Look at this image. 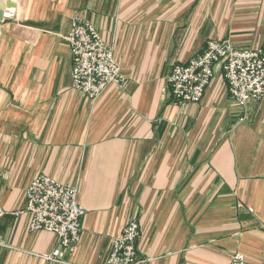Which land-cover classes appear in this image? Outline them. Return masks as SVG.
<instances>
[{"label":"crops","instance_id":"crops-1","mask_svg":"<svg viewBox=\"0 0 264 264\" xmlns=\"http://www.w3.org/2000/svg\"><path fill=\"white\" fill-rule=\"evenodd\" d=\"M0 21V264H106L139 227L136 264H264V97L242 109L221 68L177 105L167 76L209 40L257 48L264 0H10ZM89 20L124 77L97 100L71 88L70 18ZM243 119V120H241ZM77 188L80 239L59 262L29 230L38 176ZM20 212L17 216L9 212Z\"/></svg>","mask_w":264,"mask_h":264},{"label":"built area","instance_id":"built-area-1","mask_svg":"<svg viewBox=\"0 0 264 264\" xmlns=\"http://www.w3.org/2000/svg\"><path fill=\"white\" fill-rule=\"evenodd\" d=\"M72 56L71 88L88 99L100 98L108 85L122 87L124 77L112 48L107 46L92 22L79 14L70 18L64 37ZM219 66L231 99L242 109L264 97V40L257 48H237L228 40H209L202 52L185 64L175 65L167 83L177 105L198 103ZM243 120V119H241ZM29 230L54 234L59 248L45 256L59 262L63 252L73 253L80 239V219L85 209L77 201V188L48 176L34 178L25 189ZM20 212L12 211L17 216ZM0 207V227L7 215ZM139 227L130 221L111 240L106 264H136ZM229 264H253L233 254Z\"/></svg>","mask_w":264,"mask_h":264},{"label":"water","instance_id":"water-1","mask_svg":"<svg viewBox=\"0 0 264 264\" xmlns=\"http://www.w3.org/2000/svg\"><path fill=\"white\" fill-rule=\"evenodd\" d=\"M16 4L10 0H0V21L4 17H12Z\"/></svg>","mask_w":264,"mask_h":264},{"label":"rangeland","instance_id":"rangeland-1","mask_svg":"<svg viewBox=\"0 0 264 264\" xmlns=\"http://www.w3.org/2000/svg\"><path fill=\"white\" fill-rule=\"evenodd\" d=\"M191 105V104H190ZM137 263V262H136Z\"/></svg>","mask_w":264,"mask_h":264}]
</instances>
